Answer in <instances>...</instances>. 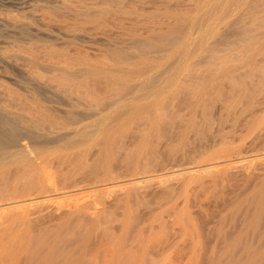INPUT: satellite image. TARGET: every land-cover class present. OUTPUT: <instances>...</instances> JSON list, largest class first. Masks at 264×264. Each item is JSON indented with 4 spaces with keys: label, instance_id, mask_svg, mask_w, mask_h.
<instances>
[{
    "label": "rangeland",
    "instance_id": "1",
    "mask_svg": "<svg viewBox=\"0 0 264 264\" xmlns=\"http://www.w3.org/2000/svg\"><path fill=\"white\" fill-rule=\"evenodd\" d=\"M0 18V264H264V0Z\"/></svg>",
    "mask_w": 264,
    "mask_h": 264
},
{
    "label": "bare ground",
    "instance_id": "2",
    "mask_svg": "<svg viewBox=\"0 0 264 264\" xmlns=\"http://www.w3.org/2000/svg\"><path fill=\"white\" fill-rule=\"evenodd\" d=\"M1 19V18H0ZM0 21H6V20H0ZM8 21V20H7ZM3 23V22H2ZM2 23H0L1 25H2ZM7 23V22H6ZM6 23H4V25L6 24ZM0 25V26H1ZM9 119H6V118H3V117H1L0 116V139L2 138V137H4V136H2L3 135V133L1 132V130H3L4 131V129H5V127H7L8 125L10 126L11 124H9L10 122L8 121ZM14 126V125H13ZM11 128H13L12 126H10ZM11 128L9 129L10 130V132H12L11 131ZM14 129V128H13ZM5 131H7L6 129H5ZM5 135V134H4ZM11 135V134H10ZM8 139V138H7ZM2 141H4V139H1L0 140V144L2 143ZM6 141V140H5ZM3 145V144H2ZM1 147V146H0ZM3 149V148H2ZM250 161V160H249ZM245 162H247V161H242L241 162V164L242 163H245ZM240 163V162H239ZM235 164V163H234ZM227 165H232L233 166V163L231 162V164H229V162L227 163V164H224V166L226 167ZM215 164H213V165H208V166H204L203 167V170H201V171H207V170H210V169H212V168H215ZM230 167V166H229ZM196 170L195 169H186V170H181L180 172H179V174H175L176 176H181V175H184V174H187L188 175V173H194ZM196 172H198V171H196ZM175 175L173 176V177H175ZM172 176V175H171ZM150 180H153V178H150V179H148V178H142V179H139V180H133V181H131V182H123V181H119V182H115V183H110L111 185H109L108 187H105V189L108 191V190H110V191H112L113 190V192L115 191V189L116 190H119L118 188H121V189H123L124 187L126 188L127 187V185H129V186H133L134 184L135 185H140V184H142V183H147L148 181H150ZM148 183H150V182H148ZM104 189V191H105V193H106V190ZM89 190V189H88ZM97 190V189H96ZM102 190V189H101ZM76 191V190H75ZM86 191H87V189H86ZM100 191V190H99ZM77 192V191H76ZM94 192H96V191H89L88 192V194L89 193H94ZM83 192H79V193H77L78 195H81ZM87 193V192H86ZM96 193H98V190H97V192ZM111 193V192H110ZM78 195H75V196H78ZM92 195V194H91ZM71 196V198L72 197H75L74 195H70ZM89 196H90V194H89ZM60 197H63V194L61 193V194H54V195H47V196H45V197H43V198H38L37 200H30V201H28V202H18L16 205L15 204H9L7 207V209L8 210H10V209H13L14 210V208H25V206H29V205H31V206H33V205H42V202H43V204H44V202H51L52 200L53 201H55V199H56V201L58 200V198H60ZM66 197V196H65ZM45 199V200H44ZM68 199H70V198H68ZM77 199V198H76ZM61 200H62V198H61ZM41 203V204H40ZM2 206V205H1ZM14 207V208H13ZM7 211L5 208H4V206H2V209L0 208V212L2 213L3 211Z\"/></svg>",
    "mask_w": 264,
    "mask_h": 264
}]
</instances>
